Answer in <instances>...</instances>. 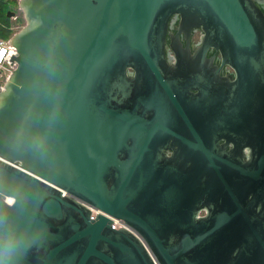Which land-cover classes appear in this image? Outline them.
<instances>
[{"label":"water","instance_id":"water-1","mask_svg":"<svg viewBox=\"0 0 264 264\" xmlns=\"http://www.w3.org/2000/svg\"><path fill=\"white\" fill-rule=\"evenodd\" d=\"M18 2L17 66L0 87V264H264V8Z\"/></svg>","mask_w":264,"mask_h":264},{"label":"flooded vegetation","instance_id":"flooded-vegetation-1","mask_svg":"<svg viewBox=\"0 0 264 264\" xmlns=\"http://www.w3.org/2000/svg\"><path fill=\"white\" fill-rule=\"evenodd\" d=\"M256 2L262 8H264V0H256ZM13 4H14L13 2L11 4H9V6L5 9V11L0 15V24H1V27H3V28L8 29L9 27H11L13 24H15V22H17L20 19L19 16L16 15V10L14 9ZM12 17L14 18V20L12 19ZM179 19H180V17L178 14H173L171 16L170 21H169V27H168L169 31L176 32L177 26L179 24ZM201 34H202V30L200 27H194L192 29V31L190 33V42H191L190 51H193L195 49L197 43L199 42V40L201 38ZM180 38L183 41V43L185 44L183 32L180 33ZM166 54L168 56V59H167L168 63L170 65H173L175 62L174 51L169 45L167 46ZM207 55L208 56L214 55V59H213L212 63L216 67L219 68V73L221 75H224V74H232L233 75L234 74V70L229 64H227V63L222 64L221 63L220 53L218 50H216L213 47H210L207 51ZM0 87H1V84H0ZM202 212H204V210Z\"/></svg>","mask_w":264,"mask_h":264},{"label":"built area","instance_id":"built-area-1","mask_svg":"<svg viewBox=\"0 0 264 264\" xmlns=\"http://www.w3.org/2000/svg\"><path fill=\"white\" fill-rule=\"evenodd\" d=\"M8 29L10 30V33L8 36L3 37L0 35V84H1V87L3 86V83L10 77L14 68L17 66V61L15 59H12L13 55L17 53V50L11 38L14 32L18 30V26L16 24H13ZM96 212H97L96 209L91 208L92 216H94ZM122 224H123L122 220L113 217V222H112L113 227H119Z\"/></svg>","mask_w":264,"mask_h":264},{"label":"trees","instance_id":"trees-1","mask_svg":"<svg viewBox=\"0 0 264 264\" xmlns=\"http://www.w3.org/2000/svg\"><path fill=\"white\" fill-rule=\"evenodd\" d=\"M14 3L15 0H0V15L5 11V9L9 6V4ZM10 30L7 28H3L0 26V35L3 37L8 36Z\"/></svg>","mask_w":264,"mask_h":264},{"label":"rangeland","instance_id":"rangeland-1","mask_svg":"<svg viewBox=\"0 0 264 264\" xmlns=\"http://www.w3.org/2000/svg\"><path fill=\"white\" fill-rule=\"evenodd\" d=\"M18 1L19 0H15L13 6H14V9L16 10V15H18L19 18L21 19V20L19 19L17 22L14 21L15 24L18 26V29H19V27H21L25 23V20L23 18V11H22L21 7L19 6V2ZM12 19L14 20L13 17H12Z\"/></svg>","mask_w":264,"mask_h":264},{"label":"bare ground","instance_id":"bare-ground-1","mask_svg":"<svg viewBox=\"0 0 264 264\" xmlns=\"http://www.w3.org/2000/svg\"><path fill=\"white\" fill-rule=\"evenodd\" d=\"M7 199H8V201H11L12 198L8 196Z\"/></svg>","mask_w":264,"mask_h":264},{"label":"clouds","instance_id":"clouds-1","mask_svg":"<svg viewBox=\"0 0 264 264\" xmlns=\"http://www.w3.org/2000/svg\"><path fill=\"white\" fill-rule=\"evenodd\" d=\"M10 251V250H9Z\"/></svg>","mask_w":264,"mask_h":264}]
</instances>
